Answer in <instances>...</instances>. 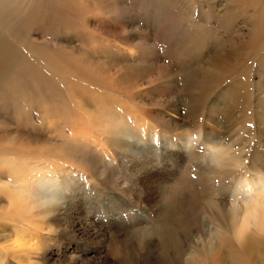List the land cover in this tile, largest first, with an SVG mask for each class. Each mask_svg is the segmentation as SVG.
Instances as JSON below:
<instances>
[{
  "label": "rangeland",
  "instance_id": "374dc122",
  "mask_svg": "<svg viewBox=\"0 0 264 264\" xmlns=\"http://www.w3.org/2000/svg\"><path fill=\"white\" fill-rule=\"evenodd\" d=\"M81 1L86 7L89 0ZM103 1L110 4L104 17L89 15L84 26L78 19L67 21L72 31L64 30L63 23L52 22L27 32L34 44L46 50L58 52L62 40L63 46L67 42L85 52L93 72L103 73L104 81L91 74L88 81L77 83L90 97L77 102L92 113L102 108L105 115L91 120L81 111H72L77 119L72 125L67 123L70 114L63 113V103L71 99L67 91L75 82L72 77L71 84L64 86L66 91L57 96V110L47 114L54 120L43 121L39 128L23 126L22 120H18V126L8 122L11 129L15 127V131L37 142L35 148L24 149L27 156L22 162L27 164L23 167L35 171L36 166L45 165L52 170L64 164L63 180L70 183L71 196L68 204L59 205L47 221L56 229L53 234H43L38 226L14 225L19 228L15 234L0 228V243L11 241L7 250L0 251V261L5 264H183L196 237L208 238L211 232L207 216L194 219L192 196L197 198L194 210L203 213L208 211L204 206L208 199L215 197L226 205L230 196L221 198V194L227 195L248 178L256 183L264 177V65L257 63L264 55V44L257 48L253 43L255 0H248L247 9H239V0ZM78 28L80 32L74 33ZM219 50H230L226 60L234 66L223 68L217 75L203 70L201 82L189 83V67L203 65L206 60L222 63L223 58L217 56ZM62 54L65 61L76 65ZM39 69L43 71L44 66L39 65ZM239 77L246 81L247 108L231 106L222 96L230 79ZM182 84H189L186 91ZM94 98L102 105L96 102L95 108L90 107ZM171 98L174 101H169ZM158 100L161 105L154 104ZM77 102L73 103L78 106ZM172 103L179 111L174 106L176 112L168 108ZM41 107L36 104L33 113L42 115ZM209 113L215 116L212 123L207 120ZM183 114H189L192 123ZM233 114L242 115L239 125L232 122ZM50 125L53 128L47 129ZM68 132H77L74 147L69 150L73 158H56L61 155L57 145L61 142L57 140ZM209 135L211 139L207 140ZM118 139L124 150L114 144ZM185 142L188 148H183ZM216 144L225 145L236 158L243 157L245 167L236 170L211 162V148ZM251 157L255 158L252 172L247 167ZM90 160L93 169L86 165ZM53 178L65 186L57 176ZM173 184L178 195L164 200ZM140 225L145 242L129 245V231ZM18 234L22 235L24 251L16 248L12 239Z\"/></svg>",
  "mask_w": 264,
  "mask_h": 264
},
{
  "label": "bare ground",
  "instance_id": "6f19581e",
  "mask_svg": "<svg viewBox=\"0 0 264 264\" xmlns=\"http://www.w3.org/2000/svg\"><path fill=\"white\" fill-rule=\"evenodd\" d=\"M96 2L100 5L101 8L97 6ZM248 2H249L248 0H239L240 3L239 9H247L250 6ZM103 3L106 2H104L103 0H92V1L89 0L87 1L85 7L84 3L81 0H0V125L11 126L8 125L9 124L8 122H10L15 126H18L17 124L18 120H22L24 122L23 126H27V127L36 126L37 128H39V126H43L42 124L43 121H47V119L49 120L52 119L47 114L51 111L55 112L57 110L55 106V104L58 101L57 96H59L62 93V91H66L64 90V86L65 84L67 85L68 83L69 85L71 84L72 77L73 79H75V82L68 88L67 91L70 93L71 99L68 102L63 103L64 105L63 113H65V115L70 114L68 116L70 117L69 120H67V117L65 118V120L68 121L67 123L69 125H72L74 121L77 119L76 114L74 113L71 114L72 111H81L82 112L81 114H83L85 118L91 120H94L95 117L97 118V117H101L102 115H105L104 110L102 108H99L98 110L95 109L93 110L94 112L92 113L91 108H90L91 110H89V108L85 109L80 105V103L77 102V99L79 98L81 99L90 98L88 94H87L88 96H86L85 94L82 93V91L80 90L81 86L78 84L81 82V80L86 79L87 76H90L91 74H94L95 76L96 74V72L95 73L93 72V67H91L88 64V58L86 57L85 52H83L81 48L77 49L75 47L70 46L67 42L66 45L63 46L62 40H61V44L57 46V49H59L58 52L55 50H46L40 47V45H37L38 43L34 44L35 41L30 37L29 33H27L28 31L31 30V28L35 26L46 25L48 27L51 25L50 23L52 22L59 24L63 23V25L66 26L64 30L68 29L72 31L74 28L72 27V24L68 23L67 21L70 22V20L72 19H78L77 22H80V25L84 26L88 24L89 15L96 14L104 17L105 11L107 8H109L108 5L110 4L106 3L102 5ZM75 4H77L79 8L76 7ZM125 4L126 3H124L123 1L122 5ZM122 5L120 4L121 9L123 8ZM255 6L257 8H255V29H254L255 37L253 38V43L254 45L257 44V48H258L264 44V43H257L264 40V0H255ZM111 8L113 9L114 7ZM80 12L82 13V15H80ZM103 19L104 18H102L101 20ZM76 32H80V28H78V30L75 29L74 33ZM229 52L230 50L223 52L219 50L217 52V56L223 58V61L220 64L210 63L209 61L206 60L205 63H203V65L199 64L195 68L189 67L190 68V69L188 68L189 70L184 69L183 71L188 70L189 72L188 76L192 77L189 83H194L196 81L201 82L202 78L204 77L203 70H205V73H209L211 75L214 74L217 75L218 73H221L223 68H226L227 66L233 67L234 64L232 63V61L226 60V58L229 56ZM62 53L69 56L72 59V61L76 63V65H73L68 61H65L66 59ZM140 61L141 60L138 59L137 63L140 64ZM257 63L258 66L259 63H263L260 65H264V55L260 58V62ZM39 65L44 66L43 71L39 69ZM196 72H201V73L195 75ZM91 76L93 77V75ZM97 76H99L100 78L99 77L98 78L102 80L100 82L104 81L103 73H97L96 77ZM61 84L63 86H61ZM73 85H77V86L73 88ZM188 85L189 84H182L181 85L182 90L186 91ZM100 87L104 89L102 83L100 84ZM138 93L136 96L134 95L136 98L139 95ZM222 96L223 98L225 99L228 98L230 100L231 106L235 105V107L237 108H247V106H249L246 81L245 79H243V77L230 79L229 84L227 85L226 89L223 91ZM95 99L96 98H94V101L91 100L90 107L92 108H95L93 105V103L96 104L97 102ZM137 99L139 100V98ZM75 101L78 103V106L73 103ZM99 101L97 102V105L101 103ZM164 101H162V103ZM169 101L172 102L174 100L173 98H171ZM175 102L179 103V101H175ZM104 103H106L105 99H104ZM36 104L42 105L41 107L42 115L40 116L37 115L36 113H33V109L36 106ZM49 104H54V106L50 107ZM154 104L161 105V102H159L158 100V102ZM137 105L142 106V103L138 102ZM173 106L176 108L177 111H179V108L175 103H172V105L168 106V108H172L176 112ZM138 117L140 119L142 118L140 114H138ZM185 117L187 118L188 122L192 123V119L190 118L189 114L186 115ZM241 117L242 115L234 116L233 114L232 122L237 123L239 125V121ZM246 118L248 119L249 122L250 121L249 115ZM35 120H40V121L39 123H37L38 121L35 122ZM207 120L212 123L215 121V116L212 113H209ZM55 122H49V123H52L51 125L57 127ZM46 123L47 122H45V124ZM51 125L48 126L47 129L53 128L51 127ZM204 125L205 124H202L201 127L204 128ZM14 130H17V128L15 129L14 127ZM76 133L77 132H68L67 135H62L60 138H58L57 141H60L61 144H57V145L60 146L59 150L62 151H61V155L57 156L56 158H61L64 160L67 159L70 160L73 158L72 154L69 153V150H71L74 147L72 143L74 140V135ZM206 139L210 140L211 135L206 136ZM114 142H115L114 144L117 145V146L115 145L116 147L121 148L120 147L122 143L121 139L115 140ZM188 147L189 145L187 144V142H185L183 148H188ZM125 153L126 152H124V154ZM242 158L243 157L241 156L238 157L239 160L244 161V158L243 159ZM25 159H23V161H25ZM79 159L80 158H78V160L76 161H80ZM250 160H251L250 165L247 167H248V171L252 172L255 170V158L251 157ZM106 162L108 163L109 160ZM24 163L27 164L26 162H22V164ZM258 163L260 164V162ZM86 165L88 166L89 169L94 168L93 162L91 160L89 161L88 164L86 163ZM39 168H40L39 166H36V170ZM49 169L50 167L46 166L45 170H41V174L37 176L27 175L23 178H29L30 180L34 179V183L39 190L44 191L46 194L57 195L61 201L60 205H63L67 203L69 196H71V190L69 188L70 183L67 184L65 180H63V178H65L64 177L65 174L62 173L66 170V166L64 164L62 165L60 164V166L56 167V169H52V170ZM30 171H34V170L30 169ZM75 171H77V168H75ZM89 171L92 172L91 170ZM53 176H57L61 181L65 183V186H63V183L61 184L60 181L58 180L55 181ZM138 181L139 180L137 177V182ZM142 181H144V179H142ZM254 184L255 181H252V179L250 180V178H248V180H243L241 184H237L236 187H234L231 192H227V195L221 194V198L228 199L229 196L230 198L231 196L232 197L246 196L249 185H254ZM196 202H197V198L192 196V199L190 201V205L192 207L191 213L192 215L193 214L195 215L194 219H198L199 217L202 216L205 218L207 216L208 220L211 222V226L209 228L211 232H209L208 238L196 237L197 240L195 244L191 247L192 249L200 250L203 254H205L208 257L209 264L211 262L212 264H264V259H261V253L264 252V249L257 248L251 242H248L243 247H241L228 236H223V237L217 236L215 234L216 233L215 226L219 224H223L224 221L217 214L210 213L208 211H203V213H201L200 211L194 210V205L196 204ZM58 210H62V209L58 208ZM81 216H84V214H81ZM193 224L191 225L192 227ZM10 231L11 233L15 234V232L19 231V228L14 226L13 229H11ZM23 235L25 236V233H23ZM19 236L21 237L20 239H15L16 242L15 247L20 249L21 251H24L25 245L24 242H21V239L23 238L21 234ZM161 242H166V241L161 240ZM182 247L183 245L180 246L179 249L181 253H182ZM190 251L191 250H189L185 254H188Z\"/></svg>",
  "mask_w": 264,
  "mask_h": 264
},
{
  "label": "clouds",
  "instance_id": "9594fccd",
  "mask_svg": "<svg viewBox=\"0 0 264 264\" xmlns=\"http://www.w3.org/2000/svg\"><path fill=\"white\" fill-rule=\"evenodd\" d=\"M36 143L10 126L0 125V228L4 231L13 229L14 225L38 226L43 234L56 231L47 221L55 215L60 199L55 194L39 190L33 180L23 178L27 175L37 176L46 169L45 165L35 171L23 167L22 161L27 156L24 149L28 146L35 148ZM211 153V162L219 167L236 170L245 167L244 162L227 151L225 145H213ZM177 195V188L173 184L163 199L170 200ZM204 206L224 221L215 226L217 236H228L241 247L251 242L257 248L264 249V177L259 178L254 185H249L246 196H233L226 205L213 197ZM20 238L17 235L12 239ZM126 239L129 245L144 243L143 226L133 227ZM10 243H0V251L7 250ZM261 259H264V252L261 253ZM0 264L5 262L0 261ZM183 264H208V257L200 250L193 249L184 257Z\"/></svg>",
  "mask_w": 264,
  "mask_h": 264
}]
</instances>
